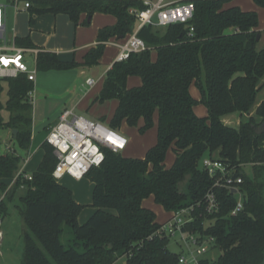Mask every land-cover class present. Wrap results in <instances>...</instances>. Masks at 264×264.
I'll return each mask as SVG.
<instances>
[{
    "label": "trees",
    "instance_id": "1",
    "mask_svg": "<svg viewBox=\"0 0 264 264\" xmlns=\"http://www.w3.org/2000/svg\"><path fill=\"white\" fill-rule=\"evenodd\" d=\"M230 0L196 1L188 25L165 28L144 26L138 37L154 52L131 54L106 71L102 88L93 103L115 100L117 106L108 122L118 129L122 122L145 132L153 125L157 112L156 142L143 158H127L105 151L104 162L92 168L85 178L93 185L90 206L94 213L82 224L77 218L85 206L77 204L71 191L56 181L52 172L57 159L45 141L43 156L31 180L16 179L10 188L4 180L13 179L21 169L22 156L0 151V216L4 219L15 200L23 221L19 264H178L179 253L168 248L169 237L156 232L153 211L143 206L152 197L170 215L194 206V220L184 230L214 240L219 252L214 262L201 264H260L264 252V101L254 116L237 128L226 126L221 118L240 113L249 115L259 83L264 76V48H256L260 39L258 16L236 6ZM264 8V0H254ZM142 9L129 0H34V14H63L76 26L81 15L88 24L95 13L113 16V26L101 28L97 44L81 63L63 62L49 52L37 55V72L63 71L94 67L99 64L106 42L124 39L136 27L130 10ZM193 28L189 35V28ZM258 37V38H257ZM29 45L28 38L18 41ZM22 45V44H21ZM136 76L140 85L127 88V79ZM7 100L1 102L3 84ZM194 85L199 101L190 94ZM33 83L25 76L0 79V130L15 129L12 136L19 148L29 152L32 142V103L28 94ZM206 108V117H198L194 107ZM8 114L7 120L2 112ZM104 118L99 121L104 123ZM174 153L173 164L166 168L165 155ZM205 157H218L235 167L242 183L238 189L243 209L234 216L235 196L228 190L215 189L219 210L213 215L197 208L213 181L201 168ZM244 167H249L246 173ZM187 177V189L179 185ZM22 186V188H21ZM112 211V212H111ZM206 222H210L205 226ZM72 235L68 246L60 238L64 230ZM111 246V247H109Z\"/></svg>",
    "mask_w": 264,
    "mask_h": 264
},
{
    "label": "rangeland",
    "instance_id": "2",
    "mask_svg": "<svg viewBox=\"0 0 264 264\" xmlns=\"http://www.w3.org/2000/svg\"><path fill=\"white\" fill-rule=\"evenodd\" d=\"M226 6H236L243 11H251L257 14L260 39L256 48L258 50L264 48V8L257 6L254 0H230ZM28 18V11H19L16 15H14L11 10L8 11V21L6 25L7 35L10 36L13 33V27L15 34L22 38L30 34L29 38L34 45L45 50H55L58 58L63 62H71L73 60L78 62L84 54L83 47L87 44L83 39L85 37H92L99 26H113L115 24L111 16L100 14H95L89 24L82 25V20L80 19L76 26L70 22L69 18L65 15H57L56 17L50 13L34 15V24H29ZM113 41H109L105 46L100 64L97 66L90 68H72L63 71L52 70L48 72H37L34 83L36 88L33 89L34 91L31 95L32 132L34 136L32 143L34 144V150L30 156V151H22L12 137L5 139V131L0 130V151L2 153L22 156L23 159L30 157L27 169L28 172H33L36 170L43 155V150L39 149L40 143L45 141L48 130H50L49 128H45L49 125H55L58 121L59 114L64 109L73 108V113L75 115L82 116L89 120L109 118L114 111L115 101L109 100L102 104L95 103L89 108L90 104H88V99L98 88L99 84L94 87L87 97L83 99L82 97L87 92V88L84 87V81L87 79H98L99 81L107 65L115 58L118 49L111 44ZM150 52H152V50ZM28 57L32 58L30 55H28ZM152 58H154V52H152ZM261 80V88L257 91L253 107L250 110L253 114H255L256 104L264 99V76ZM140 83L138 77L131 76L129 77L127 86L132 88L138 86ZM6 92L7 85L4 83L3 92L1 94V102L3 104L7 100ZM198 105L204 108L203 105ZM2 117L4 120H7L8 114L6 111L2 112ZM142 125L143 122L140 121L136 127H128L125 122H122L117 129L119 134L128 141L127 147L120 152L123 157L143 158L146 151L155 144L157 112L153 115V125L151 128L141 133L139 129ZM173 161L174 153L170 147L165 155V167L169 168L173 164ZM244 170L246 173H250L249 167H244ZM58 183L68 188L73 193L74 198H76L81 205L85 206L81 211L80 219L93 209L90 206L92 184L86 178L76 181L69 177H63ZM186 184L187 177L180 183V191H186ZM143 203L150 206L156 215V220L160 222V224H163L171 217L161 206L154 203L152 197L144 199ZM16 205H19L17 200L10 204L8 207V214L3 219L2 229L4 231V239L0 245L2 254V256H0V264L20 263L23 221ZM209 224L210 222H206L205 226ZM71 238L72 235L66 229L63 231L60 240L63 245L68 246ZM176 240L177 238H171L168 248L174 253H183L185 256H189V251L182 252ZM207 247V253L199 258L207 260L208 262L216 261L219 255L218 250L209 244ZM195 250L196 247H192L191 251ZM115 264H125V260L120 258Z\"/></svg>",
    "mask_w": 264,
    "mask_h": 264
},
{
    "label": "built area",
    "instance_id": "3",
    "mask_svg": "<svg viewBox=\"0 0 264 264\" xmlns=\"http://www.w3.org/2000/svg\"><path fill=\"white\" fill-rule=\"evenodd\" d=\"M34 0H0V79H15L25 76L27 81L34 83L37 70L36 61L39 52L16 45L14 38H9L6 31L7 11H26ZM137 1L142 9L130 10L136 20L135 30L124 39L111 42L118 49L113 63L127 60L131 54L151 50L142 39L138 37V31L144 26L165 28L174 24L188 25L194 13L196 1L207 0H129ZM193 28H189L192 35ZM109 41L105 44L107 45ZM28 55L32 56L29 58ZM89 88L95 85L93 79L85 81ZM32 90L28 96L32 101ZM45 142L53 148L57 162L52 172L56 181L63 177H69L80 181L92 168H98L105 159V151L120 153L128 144V141L116 129L99 120H89L75 115L73 110L66 109L58 117V121L51 127L45 138ZM201 168L213 181L212 187L205 193L197 208L203 207V212L213 215L219 210L215 189L230 191L236 198V205L229 215L234 216L243 209V201L238 186L242 183L241 177L236 174L235 167H230L218 157H205L200 162ZM233 176H236L233 179ZM31 173L22 169L13 178L31 180ZM12 183V184H13ZM11 187V186H10ZM9 187V188H10ZM22 188V186H21ZM235 191L234 193L232 191ZM3 195L0 196V201ZM194 206L181 209L171 214L164 222L157 234L169 238H177V245L182 252L189 251V256L180 253L178 264H201V257L207 253L209 244L214 247V240L210 237L200 236L184 230L187 223L194 220L192 216ZM3 218L0 216V245L4 233L2 229ZM196 247L195 251H191Z\"/></svg>",
    "mask_w": 264,
    "mask_h": 264
},
{
    "label": "crops",
    "instance_id": "4",
    "mask_svg": "<svg viewBox=\"0 0 264 264\" xmlns=\"http://www.w3.org/2000/svg\"><path fill=\"white\" fill-rule=\"evenodd\" d=\"M12 11L13 13H14V15H16L17 13H19V11H23V10H19L18 12H14L12 9H9L8 11ZM8 11H7V19H8ZM26 11H28V10H26ZM95 14H99V13H95ZM95 14H93V16L95 15ZM34 15H37V14H34ZM33 15V16H34ZM58 15H63V14H58ZM100 15H105V14H100ZM33 16H32V18H33ZM54 17H56L57 15H53ZM66 16V15H65ZM92 16V17H93ZM110 16V15H109ZM66 17H68V16H66ZM92 17H91V19H92ZM113 19H114V23L116 22V20H115V18L113 17V16H111ZM80 19L82 20V25H84V22H85V15H81L80 16ZM80 19H79V21H80ZM28 20H29V18H28ZM8 21V20H7ZM91 21V20H90ZM90 21H89V23H90ZM71 22V21H70ZM79 23V22H78ZM88 23V24H89ZM32 24H34V19H33V23ZM6 25H7V23H6ZM103 27H107V26H99L96 30H95V33H94V35L92 36V37H85L83 40L87 43L84 47H83V50H84V54H83V56H82V58L77 62V63H81L82 62V59H83V57H84V55L91 49V48H93V47H95L96 46V44H97V40H96V38H97V33H98V31L101 29V28H103ZM12 31H13V33L10 35V36H8L9 38H14L15 39V43H16V45H18V46H21V47H27V48H29V49H32V50H36L37 52H39V53H41V52H49V53H53V54H55L56 56H57V53H56V51L55 50H45V49H43V48H41V47H38V46H36V45H34L32 42H31V40H30V38H29V35L30 34H28V36L27 37H25V38H28V40H29V42H30V44L29 45H24L23 43H20L19 44V42L18 41H23L25 38L23 37H20V36H18V35H16L15 34V32H14V27H13V29H12ZM113 40H118V39H110L109 41H113ZM22 44V45H21ZM57 58H58V56H57ZM59 59V58H58ZM60 60V59H59ZM100 60H101V58H100ZM100 60H99V64H100ZM114 60V59H113ZM61 61V60H60ZM74 61V60H73ZM112 63H113V61L110 63V64H108L107 65V67H106V69L104 70V72H103V74H102V76L100 77V80L98 81V79H93L94 81H95V85L92 87V88H89L87 85H86V83H85V81H84V87H86L87 88V92L83 95V97H82V99L84 98V97H87L89 94H90V92L94 89V87H96V85L97 84H99L98 85V88L95 90V92H93L92 93V95L89 97V99H88V104H90L89 105V108L90 107H92L95 103H93V101H94V99L96 98V96L99 94V92H100V90H101V88H102V84H103V80H104V77H105V73H106V71L107 70H109L110 69V67L112 66ZM98 64V65H99ZM97 66V65H96ZM36 80V79H35ZM128 80H129V78L127 79V82H128ZM262 81V80H261ZM261 81H260V83H259V86H260V84H261ZM34 83H35V81H34ZM34 83H33V89L34 88H36L35 87V85H34ZM140 85V84H139ZM138 85V86H139ZM136 87V86H135ZM127 88H130V87H128L127 86ZM189 91H190V94H191V96L193 97V99H195V100H197V101H199V99H200V95H199V92H198V90L196 89V87L194 86V85H191L190 86V89H189ZM112 101H115V100H112ZM262 101H264V99L262 100ZM262 101H259L257 104H256V106H255V109H256V107L262 102ZM78 104V103H77ZM116 106H117V102L115 101V104H114V110H115V108H116ZM65 110V109H64ZM63 110V111H64ZM70 110H73V108H71ZM194 113L198 116V117H206V115H207V111H206V108L204 107V108H201L199 105H196L195 107H194ZM62 113V112H61ZM60 113V114H61ZM113 113H114V111H113ZM113 113H112V115H113ZM59 114V115H60ZM112 115H110L109 116V118H104L105 120H104V122H105V124H107L108 125V122L110 121V119H111V117H112ZM59 117V116H58ZM248 117H255L254 116V114L252 113V112H250L249 113V115H246V114H240V113H234V114H230V115H226V116H223L222 118H221V121H222V123L224 124V125H226V126H230V127H235V128H237L238 126H239V124H240V122L241 121H243V120H245V119H247ZM255 119L257 120V121H259V119L258 118H256L255 117ZM97 120H99V119H97ZM51 127L52 126H48L47 128H45V129H51ZM5 131V139H9V138H11L12 137V135H11V130H4ZM49 131V130H48ZM33 140H34V136H33V132H32V142H33ZM31 142V147H30V149H29V151L31 152L30 153V156H31V154H32V152H33V150H34V144ZM44 142V141H43ZM42 143V142H41ZM41 143H40V145H41ZM39 149H40V147H39ZM43 156V155H42ZM42 159V158H41ZM29 160H30V157H27V159H24V162H23V164H22V167H21V169L24 171V172H26V173H33V172H28V169H27V164H28V162H29ZM41 161V160H40ZM40 163V162H39ZM38 166V165H37ZM167 168V167H166ZM68 178V177H67ZM13 181V179H9V180H4V183H5V185L7 186V188H9L11 185H12V182ZM60 184V183H59ZM63 186V185H62ZM92 189H93V185H92ZM72 193V192H71ZM72 197H73V200L77 203V204H80V202L76 199V198H74V196H73V193H72ZM81 205V204H80ZM10 206V205H9ZM143 206L144 207H146V208H148V209H150L151 211H153L151 208H150V206H148V205H145L144 203H143ZM94 211H95V209L93 208L92 210H90L86 215H84V217H82L81 219H80V215H81V213L79 214V216H78V218H77V222H78V224H81V223H83L85 220H87L93 213H94ZM112 212V211H111ZM157 221V220H156ZM157 223H159L160 224V222H158L157 221ZM3 233H4V231H3ZM3 239H4V237H3ZM3 241V240H2ZM0 256H2V254H1V251H0ZM121 259H123V258H121ZM115 264V263H114Z\"/></svg>",
    "mask_w": 264,
    "mask_h": 264
},
{
    "label": "water",
    "instance_id": "5",
    "mask_svg": "<svg viewBox=\"0 0 264 264\" xmlns=\"http://www.w3.org/2000/svg\"><path fill=\"white\" fill-rule=\"evenodd\" d=\"M258 38V37H257ZM121 39V38H120ZM120 39H118V40H120ZM264 131V124H262V125H260L258 128H257V133H261V132H263ZM16 130L15 129H12L11 130V135L15 138V136H16ZM236 178V176H233V179H235ZM233 193L235 192L234 190L232 191ZM109 247H111V246H109ZM260 264H264V252H263V257H262V261H261V263Z\"/></svg>",
    "mask_w": 264,
    "mask_h": 264
}]
</instances>
